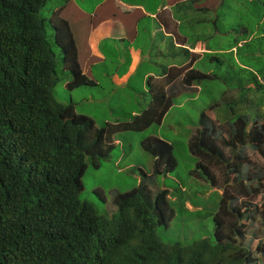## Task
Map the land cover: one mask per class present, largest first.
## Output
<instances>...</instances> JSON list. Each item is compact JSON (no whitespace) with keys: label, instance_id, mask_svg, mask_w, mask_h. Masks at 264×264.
<instances>
[{"label":"trees","instance_id":"1","mask_svg":"<svg viewBox=\"0 0 264 264\" xmlns=\"http://www.w3.org/2000/svg\"><path fill=\"white\" fill-rule=\"evenodd\" d=\"M45 2L0 0V264H264V169L256 165L251 171L240 150L248 145L264 158V102L252 121L233 101L222 103L220 122L200 113L188 144L198 159L191 174L222 188L214 234L189 244L162 241L157 227L171 218L166 189L157 192L155 201L145 192L146 184L117 192L115 207L103 213L79 198L81 177L88 164L98 167L109 156L111 134L160 123L172 97L207 76L199 71L183 75L181 67L173 68L154 94L150 82H131L125 93L100 89L105 99L118 91L135 101L153 97L147 109H132L131 120L107 130L76 110L73 93L97 83L80 67L61 4H53L44 17L40 10ZM230 44L222 47L226 50ZM53 45L61 49L71 98L64 103L53 93L59 79ZM252 49L251 55L264 58L263 35L257 33ZM221 54L230 59L229 52L202 58L216 60ZM250 62L243 64L254 67ZM229 68L230 83L243 84L239 97L252 89V70ZM255 72L264 79L263 69ZM258 84L256 90L264 91ZM237 102H243L241 97ZM141 145L153 157L152 174L175 167L171 143L153 134Z\"/></svg>","mask_w":264,"mask_h":264},{"label":"rangeland","instance_id":"2","mask_svg":"<svg viewBox=\"0 0 264 264\" xmlns=\"http://www.w3.org/2000/svg\"><path fill=\"white\" fill-rule=\"evenodd\" d=\"M54 1L46 0L40 10L44 17L49 16V9L53 6ZM249 2L250 0H246V3ZM94 6L92 3L71 2L64 5L63 14L66 17H86V14L92 12ZM249 7H251V16L246 21L240 16L238 22H243L249 28H253L259 25L258 20L264 12V2L255 0L253 6ZM97 9L98 7H96ZM236 17L237 15L232 19ZM259 30L264 31V25H259ZM51 31V27L48 26V32L51 33ZM228 35L229 33L223 35L226 37L221 39V43H226L233 37L231 34ZM253 45L254 42L251 46L253 47ZM53 49L59 62V79L53 86V93L59 101L64 103L71 98L64 83L66 72L61 67L62 52L54 45ZM206 55L212 56V54ZM249 60L251 65L254 64V67L252 65L253 72L264 70V65L261 67V63L264 62L262 56L260 59L251 56ZM222 61L223 63H221ZM229 64L230 60L226 55L218 56L216 60L205 56L202 63L196 68L216 76L205 77L195 83V87H198L197 90L188 88L181 90L177 95L175 94L172 97V106L160 123H154L140 131L124 130L111 134L114 146L110 150L109 156L101 160L98 167L88 164L81 177L82 189L79 192V198L92 202L98 211L109 213L113 206L115 207L113 196L117 192H126L146 184L145 192L152 201H155L157 192L166 189L169 203L167 214L171 218L168 222L158 225L159 238L162 241H177L183 244H189L198 238H212L214 234L213 218L218 210L222 188L207 179H199L191 174L198 159L190 152L188 144L198 127L200 113L205 111L212 119H215L213 114L218 119L224 118L222 115L225 113V107L221 110L215 106L210 111V106L217 102L222 103L226 98L231 99L235 96V91L239 92L240 86L243 85L230 83ZM104 70L106 69L102 67L95 68L91 69L90 73L93 72L101 78ZM249 79V86L252 89L243 91L240 96L243 102L238 103L237 100H234V107L239 111L242 109L252 121L256 118L255 115L263 110L261 103L264 102V91H262L263 93L258 92L256 87H259L258 83H260L264 88V79L250 78V75ZM101 82L99 88L93 85L89 88H81L78 92L75 91L72 101L76 104V110L88 113L87 115L93 117L98 125L105 126L107 130H111L109 128L117 122L131 120L132 109H137L139 113L142 108L147 109L152 102L151 94L147 101H135L128 99L121 91L110 95V99H105L100 89L114 88V85L109 84L107 78H101ZM232 88L235 90L230 92ZM153 134L173 145L176 165L171 171L162 167L160 173L152 174L153 157L143 148L141 140ZM242 152L247 158L246 161H248L251 171L256 165L264 169V158L257 150L247 146ZM252 223L255 225V222ZM248 236H251L250 231Z\"/></svg>","mask_w":264,"mask_h":264},{"label":"crops","instance_id":"3","mask_svg":"<svg viewBox=\"0 0 264 264\" xmlns=\"http://www.w3.org/2000/svg\"><path fill=\"white\" fill-rule=\"evenodd\" d=\"M71 2L92 3L95 6L86 17H66L63 8ZM252 2L55 0L53 4H61L60 14L69 22L80 67L95 79L97 85L94 86L99 88L101 78H107L109 84L114 85V88H108L109 91L121 90L125 93L131 82H136V85L150 82L154 94L174 67L187 64L195 67L204 51H224L221 39L226 37L223 36L226 33L233 36L228 48L230 65L236 62L247 64L249 57H254L250 54L254 38L257 33L260 36L264 33L259 30V25H264V12L258 20L259 25L253 28L238 22L240 16L245 21L251 16L249 6ZM235 15L237 17L232 19ZM101 67L106 69L101 78L90 73L91 69Z\"/></svg>","mask_w":264,"mask_h":264},{"label":"clouds","instance_id":"4","mask_svg":"<svg viewBox=\"0 0 264 264\" xmlns=\"http://www.w3.org/2000/svg\"><path fill=\"white\" fill-rule=\"evenodd\" d=\"M209 49H211V48H209ZM230 49H226V50H224V51H215V52H213V51H204L203 53H202V57L205 55V54H212V53H218V54H220L221 52H229L230 53V51H229ZM203 58H201V60H202ZM211 60H214V59H211ZM230 60V59H229ZM199 65V64H198ZM232 66H235V67H245V68H249L250 70H252V67H249V66H247V65H244L242 62H236V64H233ZM183 68H184V70H183V75L185 74V73H187V72H189V71H194V72H198V73H204L207 77H211V74H213V73H207V72H204V71H202V70H200V69H198V68H196L197 66H195V67H193V66H191V65H184V66H182ZM174 68H176V67H174ZM179 68H181V67H179ZM177 69V68H176ZM255 73V78H257V79H261V76H260V74L259 73H257V72H254ZM169 74V73H168ZM167 74V75H168ZM166 75V76H167ZM199 81H192V84L189 86H187V88H189V89H194V90H197L198 89V87H195V83H198ZM249 84V83H248ZM250 85V84H249ZM159 88V87H158ZM235 89H230V92H232V91H234ZM240 97H239V92L238 91H235V96L234 97H232L231 99H228V98H226L225 100H223V102L222 103H226V102H229V101H233L234 102V100L236 101V100H238ZM153 99V97L151 98V100ZM222 103H220V102H218V105L216 106L218 109H220V107L221 106H223V104ZM151 104H152V102H151ZM150 104V105H151ZM215 107V106H214ZM214 107L213 108H210V111H212L213 109H214ZM213 116L215 117V119L213 118H211L212 120H215V122H220L219 121V119L217 118V116H215L214 114H213ZM262 120H260V122H261ZM248 145H246V146H244V147H242L240 150L241 151H243L244 149H245V147H247ZM250 147V146H249ZM243 153V152H242Z\"/></svg>","mask_w":264,"mask_h":264}]
</instances>
